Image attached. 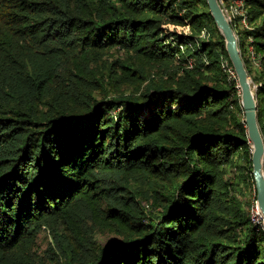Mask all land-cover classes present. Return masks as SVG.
<instances>
[{
  "label": "trees",
  "instance_id": "trees-1",
  "mask_svg": "<svg viewBox=\"0 0 264 264\" xmlns=\"http://www.w3.org/2000/svg\"><path fill=\"white\" fill-rule=\"evenodd\" d=\"M244 8L248 27L231 25L264 137V0ZM113 48L130 60L99 76L93 59ZM229 69L206 0H0V264H44L28 256L37 232L79 231L80 211L117 239L68 264H264V225L226 179L228 167L245 173L256 201ZM127 84L139 93L99 97Z\"/></svg>",
  "mask_w": 264,
  "mask_h": 264
},
{
  "label": "rangeland",
  "instance_id": "rangeland-1",
  "mask_svg": "<svg viewBox=\"0 0 264 264\" xmlns=\"http://www.w3.org/2000/svg\"><path fill=\"white\" fill-rule=\"evenodd\" d=\"M243 28H247L245 25H240ZM183 33H190L188 27L180 28ZM130 60L129 53L124 49L113 48L108 52H104L101 55L93 59V67H96V73L99 76L109 75L111 71L120 70V63H127ZM148 76L155 79L160 76H164L165 72L155 65H144ZM113 73V72H112ZM138 86L132 84L123 85L121 89H117L112 86H108L106 92H100L99 97L109 98L118 93L134 94L139 93ZM144 88V86H143ZM243 164L247 162L243 161ZM253 169V167H252ZM246 174H240V170L236 167H228V174L226 179L232 182V186L235 188L237 197L242 201L243 208L251 215L253 222H257L256 212L254 204V190L248 182H244ZM132 188L138 192L137 198L141 201V204L145 209H153L158 211L160 208H153L150 206L148 194L151 191V187L148 183L142 181H134ZM257 200V199H256ZM102 207L105 209L106 203L102 202ZM74 226L79 230H73L65 222L45 224L37 232V236L33 243L29 246L28 256L35 262H43L44 264H68L70 261L77 262L78 258H83L85 252L89 254H95L94 251L98 246H103L111 240L117 239V235L114 231L100 225L98 219L93 217L89 211H80L77 216L73 217ZM262 222V221H261ZM264 225V220L262 222ZM81 237L86 238L94 243L88 244V249L85 250L82 244ZM93 251V252H92Z\"/></svg>",
  "mask_w": 264,
  "mask_h": 264
},
{
  "label": "water",
  "instance_id": "water-1",
  "mask_svg": "<svg viewBox=\"0 0 264 264\" xmlns=\"http://www.w3.org/2000/svg\"><path fill=\"white\" fill-rule=\"evenodd\" d=\"M209 11L225 40L226 51L232 61L238 80V88L241 91V103L244 112V120L247 127L248 139L252 152V175L254 177L257 200L256 204L264 217V137L258 122L257 90L252 85L245 63L239 48L238 36L231 22L226 17L219 0H206Z\"/></svg>",
  "mask_w": 264,
  "mask_h": 264
},
{
  "label": "built area",
  "instance_id": "built-area-1",
  "mask_svg": "<svg viewBox=\"0 0 264 264\" xmlns=\"http://www.w3.org/2000/svg\"><path fill=\"white\" fill-rule=\"evenodd\" d=\"M219 3L228 18L230 22L235 21L237 17H242L241 22L243 25L248 27V23L245 17L246 10L244 8V0H219ZM204 35V33H203ZM251 57L254 58L255 52L251 50L250 52ZM229 72L231 75L235 76V71L232 69H229ZM263 168H264V162H263ZM255 212H256V218L258 223H262L264 220V217L262 216L261 212L259 211L257 204L255 203ZM262 221V222H261Z\"/></svg>",
  "mask_w": 264,
  "mask_h": 264
}]
</instances>
